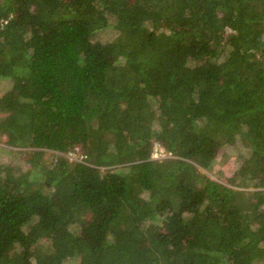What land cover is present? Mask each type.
<instances>
[{"label":"trees","instance_id":"obj_1","mask_svg":"<svg viewBox=\"0 0 264 264\" xmlns=\"http://www.w3.org/2000/svg\"><path fill=\"white\" fill-rule=\"evenodd\" d=\"M3 136L0 264H264V0H0Z\"/></svg>","mask_w":264,"mask_h":264},{"label":"rangeland","instance_id":"obj_2","mask_svg":"<svg viewBox=\"0 0 264 264\" xmlns=\"http://www.w3.org/2000/svg\"><path fill=\"white\" fill-rule=\"evenodd\" d=\"M6 140H7L6 136H3L0 139V165L12 164L24 171L30 169L31 168L30 158L27 157L26 153L22 152L26 149L24 150H22L21 148L12 149L6 143ZM157 150L158 149L156 146L155 151L153 153L154 157H160L161 155L164 156V153H160ZM243 152H246V148L242 146L240 143H237L233 146L223 147L212 169L206 170L204 168H201V170L203 172H206L213 179L226 182L231 176L234 175L236 170L241 165L242 160L240 159L239 154ZM75 154L79 155V153H75Z\"/></svg>","mask_w":264,"mask_h":264},{"label":"clouds","instance_id":"obj_3","mask_svg":"<svg viewBox=\"0 0 264 264\" xmlns=\"http://www.w3.org/2000/svg\"><path fill=\"white\" fill-rule=\"evenodd\" d=\"M70 156L72 157V159H79L82 155L81 154L76 155L75 152H71ZM80 160H82V159H80Z\"/></svg>","mask_w":264,"mask_h":264},{"label":"built area","instance_id":"obj_4","mask_svg":"<svg viewBox=\"0 0 264 264\" xmlns=\"http://www.w3.org/2000/svg\"><path fill=\"white\" fill-rule=\"evenodd\" d=\"M157 153H158V152H157ZM161 156H162V155H161ZM82 158H83V156L80 157V159H82Z\"/></svg>","mask_w":264,"mask_h":264}]
</instances>
